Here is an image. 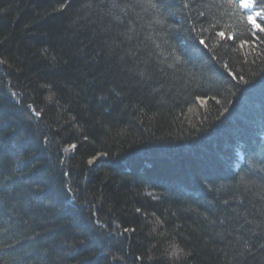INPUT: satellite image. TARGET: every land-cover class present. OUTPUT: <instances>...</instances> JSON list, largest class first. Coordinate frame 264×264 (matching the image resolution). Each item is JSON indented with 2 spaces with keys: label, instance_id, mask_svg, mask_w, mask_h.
<instances>
[{
  "label": "trees",
  "instance_id": "obj_1",
  "mask_svg": "<svg viewBox=\"0 0 264 264\" xmlns=\"http://www.w3.org/2000/svg\"><path fill=\"white\" fill-rule=\"evenodd\" d=\"M252 1L0 0V264H264Z\"/></svg>",
  "mask_w": 264,
  "mask_h": 264
},
{
  "label": "rangeland",
  "instance_id": "obj_2",
  "mask_svg": "<svg viewBox=\"0 0 264 264\" xmlns=\"http://www.w3.org/2000/svg\"><path fill=\"white\" fill-rule=\"evenodd\" d=\"M247 2H248V4H249V7H250V9L251 8H253L252 6H253V1L252 0H241V3L243 4V5H246L247 4ZM249 7H247V8H249ZM245 10V9H244ZM256 16H259V12L258 11H253V14L251 15V14H247V16H246V22H247V24L248 25H250L251 27H256L255 29L257 30V29H259L258 28V26L255 24V17ZM255 29H253V30H255ZM255 30V31H256ZM204 103V101H203V99H200L199 100V102H198V104H203ZM97 157L98 156H96V158L94 157V159H92V161L94 162V161H96V159H97Z\"/></svg>",
  "mask_w": 264,
  "mask_h": 264
},
{
  "label": "bare ground",
  "instance_id": "obj_3",
  "mask_svg": "<svg viewBox=\"0 0 264 264\" xmlns=\"http://www.w3.org/2000/svg\"><path fill=\"white\" fill-rule=\"evenodd\" d=\"M239 4H240V0H239ZM31 119L32 118H30L29 120H31ZM102 157H103L102 153L98 154L97 160H101ZM95 158H96V156H95ZM92 159H94V158H92Z\"/></svg>",
  "mask_w": 264,
  "mask_h": 264
}]
</instances>
